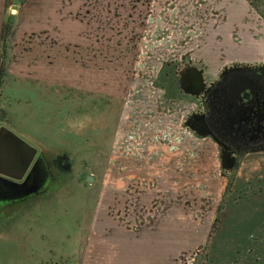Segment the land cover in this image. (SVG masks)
<instances>
[{
  "label": "rangeland",
  "instance_id": "obj_1",
  "mask_svg": "<svg viewBox=\"0 0 264 264\" xmlns=\"http://www.w3.org/2000/svg\"><path fill=\"white\" fill-rule=\"evenodd\" d=\"M194 1L9 0L0 130L59 164L36 196L0 198V264H102L104 248H137L142 264H264V153L222 174L217 145L182 125L193 102L168 92L180 58L203 68L194 61L198 24L186 11ZM161 152L171 157L162 193H112L119 202L106 220L98 207L104 176L119 168L115 153L142 160ZM161 204L170 241L143 246L138 237Z\"/></svg>",
  "mask_w": 264,
  "mask_h": 264
},
{
  "label": "crops",
  "instance_id": "obj_2",
  "mask_svg": "<svg viewBox=\"0 0 264 264\" xmlns=\"http://www.w3.org/2000/svg\"><path fill=\"white\" fill-rule=\"evenodd\" d=\"M8 3L9 0H0V51L3 29L6 24ZM190 4L191 9L186 11L189 16L195 18L198 24L196 28L197 49L194 54L197 60L194 61L201 63L208 75L214 76L223 67L231 63L264 64V20L245 0H195L194 4ZM21 140L29 145L32 152L31 154L34 153V157L26 173L27 175L32 167L34 165L36 166V159L40 149L26 142L24 139ZM120 155L115 153L112 162H114V167L118 165L119 168L116 169L117 171L115 170V174L113 175L110 173L108 174L107 171L104 176V184H102L103 190L100 193L102 202H99L98 209L101 214L102 210L106 211V220L110 219L109 213L112 206L119 202L116 197L114 198L115 200L112 201L110 194L140 193L144 191L153 193L161 192L163 191L161 190L163 184H160L159 179L165 177V172H170L171 169L170 154L164 155L162 152L161 154H149L142 160L132 158L131 156L123 157L124 155ZM125 163L128 164L124 165ZM132 163L137 164L136 169L130 167ZM142 170L145 172H141ZM150 181L152 183H150ZM124 204L125 205L122 206L123 210H125L127 206L126 203ZM130 207L132 209L134 208L132 204ZM156 210L157 211L147 219L146 223L150 228H147V233L142 232L140 236L138 232L143 231V229L139 230V227H131V229L133 228L132 232H136V236H140L138 238L142 242L141 245H143L142 240L145 238H150L153 241H170V235H172V229L170 228L171 220L169 217L166 219L165 216V214L168 215V211L165 212L163 204ZM94 213L95 208L93 214ZM138 219V217L135 218L136 223L139 224L140 221ZM185 223V216L182 217L179 214L175 221V225L178 228L179 240L181 238L180 236L186 235ZM122 226L127 227L128 224L125 225L123 223ZM182 226L183 231L181 232ZM127 230L129 229L126 228V231ZM137 239L136 242L139 241V239ZM161 250L163 249L159 247L158 251ZM118 252L117 249L104 248L100 250L98 256L104 258L102 264H142L139 263V257L140 255L143 256V251H138L136 248L134 251L121 249V252ZM152 253L156 255V253ZM146 254L148 253L146 252ZM155 255L152 257H155ZM178 255H181V250ZM151 262V264H155V261L152 260Z\"/></svg>",
  "mask_w": 264,
  "mask_h": 264
},
{
  "label": "flooded vegetation",
  "instance_id": "obj_3",
  "mask_svg": "<svg viewBox=\"0 0 264 264\" xmlns=\"http://www.w3.org/2000/svg\"><path fill=\"white\" fill-rule=\"evenodd\" d=\"M178 61L183 67L173 77L174 84L168 85V92L173 90L193 102L182 125L195 136L214 142L221 173L232 175L246 157L264 153V64L231 63L210 76L204 66L201 69L185 64H192L191 57ZM36 160L27 185L28 191L35 192L16 197L17 200L36 196L53 181L58 159H50L39 151ZM0 171L14 174L2 166ZM24 178L9 177L20 184Z\"/></svg>",
  "mask_w": 264,
  "mask_h": 264
},
{
  "label": "water",
  "instance_id": "obj_4",
  "mask_svg": "<svg viewBox=\"0 0 264 264\" xmlns=\"http://www.w3.org/2000/svg\"><path fill=\"white\" fill-rule=\"evenodd\" d=\"M4 132V130H0V167L9 168L14 174L0 171V174H2V176L0 175V195L12 197L7 192H16L19 197L33 193L35 191H28L27 185L35 165L27 175L26 173L34 157V153L31 154L29 145L20 138L9 132V134H4ZM25 175L26 178H24V182L21 184L9 179L10 177L21 180ZM87 180L92 181V178H88Z\"/></svg>",
  "mask_w": 264,
  "mask_h": 264
},
{
  "label": "trees",
  "instance_id": "obj_5",
  "mask_svg": "<svg viewBox=\"0 0 264 264\" xmlns=\"http://www.w3.org/2000/svg\"><path fill=\"white\" fill-rule=\"evenodd\" d=\"M245 1L264 20V0H245ZM2 70H4V69L2 68ZM45 154H47V153L45 152ZM222 208H223L222 205H220L218 208L217 216H216V218L213 222V225H212V230H214L216 228V226L219 222Z\"/></svg>",
  "mask_w": 264,
  "mask_h": 264
}]
</instances>
